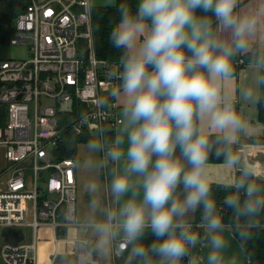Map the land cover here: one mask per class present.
Here are the masks:
<instances>
[{
  "label": "clouds",
  "instance_id": "1",
  "mask_svg": "<svg viewBox=\"0 0 264 264\" xmlns=\"http://www.w3.org/2000/svg\"><path fill=\"white\" fill-rule=\"evenodd\" d=\"M236 7L237 0H136L135 9L120 7L109 38L125 53L124 123L110 146L96 139L87 145L117 165L109 186L113 206L88 222L101 254L108 255L119 239L139 264H181L201 241L191 223L200 209L206 264H238L225 256L226 225L206 178L209 153L218 145L228 164H239L231 146L246 129L232 95L220 85L231 79L234 58L249 47L264 9L241 15ZM252 63L254 86L241 93L250 101L264 83V53ZM210 132L218 134L215 140ZM243 175L251 177L254 170L245 168ZM89 188L95 191L96 185ZM224 204L247 218L239 231L247 236L252 219L264 210V187L238 180Z\"/></svg>",
  "mask_w": 264,
  "mask_h": 264
},
{
  "label": "built area",
  "instance_id": "2",
  "mask_svg": "<svg viewBox=\"0 0 264 264\" xmlns=\"http://www.w3.org/2000/svg\"><path fill=\"white\" fill-rule=\"evenodd\" d=\"M28 1L15 17L7 42L26 45L29 55L0 58V106H4L0 149L5 169L11 170L0 186V264H37L41 227L56 230L81 224L77 162L56 155L65 130L91 135L107 147L114 141H106L107 130L116 132L122 123L118 102L122 60L96 56L92 0ZM70 101V110H61ZM100 157L106 160L103 151ZM200 222H193V228H200ZM3 228L20 229L24 237L11 243L1 235ZM27 228L30 238L25 236ZM76 243V264H100L85 247L86 241ZM126 249V243L115 240L111 264H139L119 262ZM190 260L191 254L181 264Z\"/></svg>",
  "mask_w": 264,
  "mask_h": 264
},
{
  "label": "crops",
  "instance_id": "3",
  "mask_svg": "<svg viewBox=\"0 0 264 264\" xmlns=\"http://www.w3.org/2000/svg\"><path fill=\"white\" fill-rule=\"evenodd\" d=\"M261 9H264V0H237V14L242 15L249 12H257ZM254 45L260 53H264V15L260 16L257 33L250 38L249 47L238 53L234 58L233 64L240 66L232 75L231 79L222 81L220 85L223 92L232 95L237 112L246 122V129L239 134V140L235 144L236 153L239 156V164L234 166L227 162H207L206 178L210 185L235 188L238 180H245L246 178L243 175V171L240 173L237 171V167H241L242 169H253L254 175H252V177L258 182L264 181V179L259 178L262 177L259 175H264V172L258 168V165L264 166V113L261 119L259 111V104H264V83L259 86L254 100H247L243 98L241 94L242 90L254 86L255 71L252 61L244 63L240 59V56L250 51ZM118 102L122 123L117 127L115 138L120 134L124 123L122 112L125 98L121 94V91L118 95ZM210 134L216 133L210 132ZM87 145L88 143H79L77 145L78 161L75 168L78 201L77 217L81 224L56 230L48 226L41 227L38 233L36 249L37 264H56L60 258L68 255H73L72 261L68 264H76V242L81 240L86 241L85 247L98 257L100 264H108V262H111L110 257L115 241H113L108 255L98 252L95 247L97 237L88 227V222L91 218H102V210L113 206L109 186L117 165L108 160L104 161L100 157V152L89 151ZM254 157H259L261 160H255ZM88 161H95V166H89L87 163ZM249 162H252L254 165H250L251 163ZM5 167L6 161L4 159L3 150L0 149V175L2 169ZM2 182L3 181L0 180V186ZM93 183L96 185L95 191L89 188V185ZM181 189L182 187L177 191L179 192ZM94 204L97 206L94 207ZM198 220L201 219L198 218ZM198 220L197 211H195L191 214V223ZM225 225V235L228 239L225 256L236 258L238 264H251L242 244L233 233L232 226L230 224ZM24 232H26V238L31 237V232L28 228L25 229ZM199 232L201 234V241L191 249L190 254L192 259L199 261V264H206V256L209 250L207 246V237L203 238L202 236L206 235L203 228L200 227Z\"/></svg>",
  "mask_w": 264,
  "mask_h": 264
},
{
  "label": "trees",
  "instance_id": "4",
  "mask_svg": "<svg viewBox=\"0 0 264 264\" xmlns=\"http://www.w3.org/2000/svg\"><path fill=\"white\" fill-rule=\"evenodd\" d=\"M115 3L112 5H96L93 4L91 10L92 17V29H93V45L94 51L98 58L105 60H122L124 56V50L118 49L113 46L110 41V32L119 19L120 12L119 9L123 3L135 9L136 0H114ZM29 3L28 0H10L9 5L11 7V14L2 17V25H0V45L7 44L8 37L14 31V20L15 17L24 10L26 5ZM257 54H260L257 47L254 45L250 51L241 54L240 59L242 62L253 61V57ZM233 74L236 72L237 68L240 65L233 64ZM260 118H263L264 113V104H259ZM64 119V118H62ZM64 121V120H62ZM61 121V122H62ZM115 131L112 129L107 130L105 139L107 142L114 140ZM213 139L217 137L218 134H210ZM90 140H93V136L88 134H75L71 129H66L62 141L56 150V155L58 158L72 157L76 162L78 161L77 157V145L79 143H88ZM222 145L216 146V148H221ZM214 148L210 151L207 162L219 163L226 162L224 156L219 154ZM231 150L236 152L235 144L231 146ZM211 194L216 200L218 210L223 216L225 224H230L233 229V233L242 244L246 254L250 259L251 264H264V210L256 215L252 219L251 226L247 228L248 235L242 237L239 235V231L246 223L245 217L237 216L233 209H230L225 206L224 200L230 195L235 188L221 187L219 185H210ZM182 187V186H181ZM180 189V188H178ZM243 199V195H241ZM197 220L201 219V210L197 209ZM199 231V228H194ZM203 238H206V235H202ZM150 238V235H149ZM119 262H139L136 259H133L127 249L124 251V257ZM111 264V262H108Z\"/></svg>",
  "mask_w": 264,
  "mask_h": 264
},
{
  "label": "rangeland",
  "instance_id": "5",
  "mask_svg": "<svg viewBox=\"0 0 264 264\" xmlns=\"http://www.w3.org/2000/svg\"><path fill=\"white\" fill-rule=\"evenodd\" d=\"M9 1L10 0H0V25H2V17L6 16V15H10L11 14V7L9 5ZM93 4L96 5H112L115 3L114 0H92ZM28 48L26 47V45H10L8 44H3L0 45V58L1 59H7V58H20V57H26L28 56ZM0 111L3 113L4 112V106H0ZM97 140V139H96ZM250 165H254L252 162ZM256 165V164H255ZM258 165V164H257ZM259 169L262 170V172H264V166L262 165H258ZM257 167V166H255ZM5 169V168H4ZM2 169L1 175H0V180L2 181H6L7 178L9 177V175L11 174V170H4ZM25 174L26 176L30 175V169L27 168L25 169ZM261 174V173H260ZM264 174V173H263ZM259 178L264 179V175H256ZM245 180L250 181L252 183H256L257 185H260L262 187H264V181L263 182H258L254 177H246ZM42 182V179H39V183ZM78 202V201H77ZM77 213H78V205H77ZM1 263V262H0Z\"/></svg>",
  "mask_w": 264,
  "mask_h": 264
},
{
  "label": "water",
  "instance_id": "6",
  "mask_svg": "<svg viewBox=\"0 0 264 264\" xmlns=\"http://www.w3.org/2000/svg\"><path fill=\"white\" fill-rule=\"evenodd\" d=\"M88 55V50L85 51V56ZM71 108V101L68 104L63 105L61 110H70ZM255 160H261L259 157H254ZM3 184V183H1ZM1 235L3 238L11 243H17L23 238V232L20 229H8L3 228L1 231ZM73 259V255H68L60 258L56 264H68ZM96 260H99L97 256H95Z\"/></svg>",
  "mask_w": 264,
  "mask_h": 264
}]
</instances>
